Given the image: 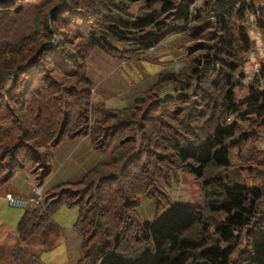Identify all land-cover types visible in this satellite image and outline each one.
Masks as SVG:
<instances>
[{"label":"trees","instance_id":"obj_1","mask_svg":"<svg viewBox=\"0 0 264 264\" xmlns=\"http://www.w3.org/2000/svg\"><path fill=\"white\" fill-rule=\"evenodd\" d=\"M190 1L0 0V89L37 51L0 93V185L26 162L37 163L41 152L49 158V145L63 137L88 135L100 139V151L110 149L108 161L24 208L14 227V264H48L21 243L38 234L41 250L51 248L60 235L51 213L62 203L77 207L75 264H264V186L244 180L241 171L253 164L231 161L232 148L242 155L251 130L264 126V89L250 85L237 97L234 88L251 43L238 21L255 7L205 0L190 11ZM134 3L142 4L136 14L127 11ZM257 8L255 24L264 33V6ZM176 30L193 43L189 64L178 74L161 73L152 86L160 91L172 83L179 92L135 93L133 105L115 110L90 100L85 66L93 47L129 60ZM54 32L56 44H48ZM175 167L201 179L204 202L171 200L159 212L165 197L158 179L168 182ZM141 193L156 198L150 219L139 217ZM240 233L247 234L244 247ZM4 248L0 241V264Z\"/></svg>","mask_w":264,"mask_h":264},{"label":"rangeland","instance_id":"obj_2","mask_svg":"<svg viewBox=\"0 0 264 264\" xmlns=\"http://www.w3.org/2000/svg\"><path fill=\"white\" fill-rule=\"evenodd\" d=\"M178 1V0H176ZM205 0H192L191 6L194 10L198 9ZM251 3L254 7H259L264 4V0H243ZM142 8L141 3L132 4L127 10L133 14H136ZM50 10V9H49ZM48 10V11H49ZM47 11V10H46ZM45 11V13H46ZM238 22H244L247 26L252 23V13L248 10L245 12V16ZM193 46L192 41L186 37V34L181 31H171L156 46L144 54H139L136 60H121L108 54L100 46H95L89 52L86 58L85 71L90 73L91 66L93 67V73H103V84H96L95 80L88 77L92 82L90 88V100L93 103L101 102V105L107 109H120L130 107L134 104L132 100L135 93H143L150 95L155 93L158 97L167 93L175 94L180 90H176L172 83H166L161 86L160 91L154 89L153 83L157 80L158 75L166 73L178 74L182 72L189 64V58L187 47ZM254 44L250 43V49L246 51L242 56V64L239 67V72L236 75L239 83L234 87L237 97H242L246 94V88L250 85H256L259 88L264 89V75L262 76L261 68L264 67V62L259 58L257 52L254 53V58L258 60L260 66L258 72H254L252 62H250L251 52ZM145 55L147 58H143ZM264 71V70H263ZM86 73V72H85ZM264 74V73H263ZM87 75V73L85 74ZM140 76V84L135 86L137 77ZM253 81H256L253 82ZM113 86L119 93L109 94L107 86ZM131 93V95H127ZM174 105H168V109H172ZM245 129L249 128V123L242 122ZM115 144V143H114ZM92 148L97 149L98 145H102L100 139L96 142L91 141ZM54 147L49 145V150L52 153ZM233 155L231 161L233 165L251 163L254 168L247 170L243 169L241 173L244 176V180L247 183H254L264 186V126L256 127L249 133V138L244 146L243 154L240 155L236 148H232ZM106 153L107 158L102 162L108 161L109 151H101ZM11 161H7L6 164L10 165ZM50 157L45 158L43 152H41V158L38 162H26L23 166L17 168L11 173L9 179L5 182V187L0 185V238L4 236V233L9 230H15L16 223L23 212L22 208L11 207L4 201L3 194L6 190H14L15 186H25L24 195L28 193L32 184L37 183L42 185L43 194L41 201L44 200L45 194L58 183L74 180H63L61 176L58 177L56 168L52 169L51 175V163ZM94 165V164H93ZM93 165L86 168L84 172L90 169ZM50 167L49 173L43 177L42 183H39L40 176ZM216 171V170H214ZM55 174V175H54ZM162 179L158 180L160 185L161 194L165 197V204L161 205L159 211H161L168 202L171 200L188 201L193 204H199L204 202L203 189L201 188V179L192 176L181 168H173L169 172L168 182ZM166 179V178H165ZM11 181V184L9 185ZM9 185V186H7ZM39 186V187H40ZM140 199V206L137 207L139 217L141 219H150L155 214V196L149 197L143 193L138 195ZM3 206L4 211L3 212ZM200 211L208 215L210 219H213L216 214L208 212L205 207H200ZM77 207L75 205L68 206L65 203L60 204L54 212L51 213V218L60 227L61 232L59 237H55L54 242L58 241L51 247L43 250H38L41 245L35 244V239L39 237H33L31 242L34 245H29L33 253H37L40 256V260L48 264H74L77 258L80 257V236L77 230H75L73 223L75 221ZM1 214H6V220L1 219ZM11 237V236H10ZM241 246L244 247L247 244V234L240 233ZM14 240L12 238L6 239V245L10 246ZM5 263L11 262L8 259L9 252L5 251Z\"/></svg>","mask_w":264,"mask_h":264},{"label":"crops","instance_id":"obj_3","mask_svg":"<svg viewBox=\"0 0 264 264\" xmlns=\"http://www.w3.org/2000/svg\"><path fill=\"white\" fill-rule=\"evenodd\" d=\"M248 34L251 38V44L255 47L258 43L264 41V34L259 30V28L251 23L248 26ZM254 54H251V58ZM88 77H92L96 84H103L104 78L106 76L103 73L95 74L93 73V67L91 66L90 73L86 71ZM140 76L137 77L135 86L140 84ZM109 94H117L115 88L111 85L107 86ZM131 95V93H127ZM107 158L106 153H101V151L92 148V145L87 136H78L75 138H63L52 150L51 153V175L54 168H56V173L58 177L61 176L63 180H76L79 179L86 168L93 165L98 161L105 160ZM54 174V175H55ZM6 184V183H5ZM11 184V181L9 185ZM7 185V186H9ZM13 192L18 195H23L25 192V186H15ZM35 244H40V239H35Z\"/></svg>","mask_w":264,"mask_h":264},{"label":"water","instance_id":"obj_4","mask_svg":"<svg viewBox=\"0 0 264 264\" xmlns=\"http://www.w3.org/2000/svg\"><path fill=\"white\" fill-rule=\"evenodd\" d=\"M62 6H63V4H58L57 6L51 8V9L48 11V21H49V19H50L49 17H50V14L52 13V11L57 10L58 8H61ZM54 38H56V35H55V34H54ZM50 44H53V43L51 42ZM42 46H43V45H42ZM41 48H42V47L40 46L38 50H40ZM36 55H37V52H36V54H35L34 56H36ZM32 58H33V56H31L30 58H28L23 64L18 65L17 67H15V69L12 71L11 77L13 76V74H14V72H15L16 70H18V69L21 68L22 66L28 64V63L32 60Z\"/></svg>","mask_w":264,"mask_h":264},{"label":"built area","instance_id":"obj_5","mask_svg":"<svg viewBox=\"0 0 264 264\" xmlns=\"http://www.w3.org/2000/svg\"><path fill=\"white\" fill-rule=\"evenodd\" d=\"M261 50H264V44L261 45ZM29 199L31 200L32 197H29ZM10 200H11V202L17 203V204L25 202V200L16 199V198H12V197L10 198Z\"/></svg>","mask_w":264,"mask_h":264}]
</instances>
